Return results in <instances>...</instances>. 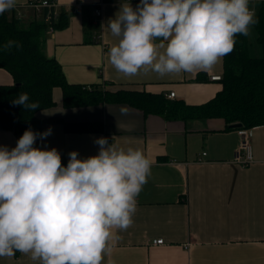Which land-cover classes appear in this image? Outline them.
Masks as SVG:
<instances>
[{
  "label": "crops",
  "instance_id": "obj_1",
  "mask_svg": "<svg viewBox=\"0 0 264 264\" xmlns=\"http://www.w3.org/2000/svg\"><path fill=\"white\" fill-rule=\"evenodd\" d=\"M26 0H17L24 2ZM67 24L45 31L43 51L62 66L70 83L96 85L111 91H145L173 100L201 104L222 89L224 60L208 71L160 76L151 70L124 76L110 64L109 49L118 43L106 26L120 3L135 7L139 0H59ZM80 2L79 12L72 11ZM102 6V16L94 14ZM250 8L264 17V0H250ZM29 19V18H26ZM26 19L24 22L26 23ZM31 20L28 21V23ZM259 35V34H258ZM162 51V50H161ZM249 52L264 57V35L251 29ZM12 74L0 67V85L14 84ZM55 104L41 109V120L102 122V131H66L60 121H46L36 147L56 148L66 166L69 153L79 158L97 155L98 138L118 147L140 149L151 161V174L137 197L133 224L113 229L102 264H264V126L252 130L254 161L246 167L234 161L241 141L235 128L222 117L169 120L146 114L127 103L92 106L63 105L60 87L53 91ZM20 135L0 129V146H16ZM207 154L199 160L202 152ZM163 238L164 244H153ZM0 264H39L23 253L0 257Z\"/></svg>",
  "mask_w": 264,
  "mask_h": 264
},
{
  "label": "clouds",
  "instance_id": "obj_2",
  "mask_svg": "<svg viewBox=\"0 0 264 264\" xmlns=\"http://www.w3.org/2000/svg\"><path fill=\"white\" fill-rule=\"evenodd\" d=\"M250 0H139L120 3L106 26L118 43L110 64L124 76L151 70L160 76L212 69L251 36L258 20ZM17 0H0V15ZM20 44L9 40L5 50ZM162 50V51H161ZM39 108L27 93L12 101ZM25 130L16 146H0V257L18 251L39 264H102L113 229L133 224L137 197L151 161L133 147L98 138L97 155L71 151L65 166L56 148L36 147L51 135Z\"/></svg>",
  "mask_w": 264,
  "mask_h": 264
},
{
  "label": "trees",
  "instance_id": "obj_3",
  "mask_svg": "<svg viewBox=\"0 0 264 264\" xmlns=\"http://www.w3.org/2000/svg\"><path fill=\"white\" fill-rule=\"evenodd\" d=\"M259 39L264 35V17L256 15ZM67 24V13H61L56 28ZM47 24L32 20L22 25L17 19H9L6 12L0 15V67L8 70L15 83L0 85V129L14 131L22 136L31 129L40 133L46 121H60L66 131H102L103 123L67 122L53 118L41 120L37 112L55 104L53 91L60 87L63 105L67 107L92 106L104 103H127L146 114H158L169 120L191 118L222 117L228 128L241 123L243 128L264 126V57H254L249 52V37L237 35L234 50L223 57L224 71L219 79L222 89L201 104H187L183 100H173L165 94L119 89L111 91L104 86H90L70 83L61 64L49 58L43 51L44 33ZM13 40L20 44L5 50L3 45ZM27 93L29 102H36L39 108L26 110L12 101L19 94ZM17 251L15 254H18Z\"/></svg>",
  "mask_w": 264,
  "mask_h": 264
},
{
  "label": "built area",
  "instance_id": "obj_4",
  "mask_svg": "<svg viewBox=\"0 0 264 264\" xmlns=\"http://www.w3.org/2000/svg\"><path fill=\"white\" fill-rule=\"evenodd\" d=\"M73 10L79 12L80 2H75ZM69 10L62 9V3L59 0H26L24 2H17V6L11 11H7L6 14L9 19L24 20L26 18H32L47 24L48 31L52 32L56 29L55 24L58 22L62 12ZM94 14L97 17L102 16V6L99 4L94 8ZM221 75L212 76L213 80H219ZM90 88L91 85H86ZM172 99L175 97V92L171 91L166 95ZM237 133L241 137L240 145L236 150L234 161L241 166L246 167L254 161L253 158V146H252V130L253 128H235ZM207 154L203 151L199 160H203V157ZM153 244H164L163 238L154 239Z\"/></svg>",
  "mask_w": 264,
  "mask_h": 264
},
{
  "label": "rangeland",
  "instance_id": "obj_5",
  "mask_svg": "<svg viewBox=\"0 0 264 264\" xmlns=\"http://www.w3.org/2000/svg\"><path fill=\"white\" fill-rule=\"evenodd\" d=\"M255 15H258V12H257V14H255ZM29 20L32 21L33 19H32V18L26 19V23L24 22V20H18V21H20V23L24 26V25H27V24H28V21H29ZM31 21H30V22H31ZM252 30H255V31L257 32V29H256L255 27H253ZM257 36H258V32H257Z\"/></svg>",
  "mask_w": 264,
  "mask_h": 264
},
{
  "label": "water",
  "instance_id": "obj_6",
  "mask_svg": "<svg viewBox=\"0 0 264 264\" xmlns=\"http://www.w3.org/2000/svg\"><path fill=\"white\" fill-rule=\"evenodd\" d=\"M241 125H242L241 123H235V124H233V127L237 128V127H241Z\"/></svg>",
  "mask_w": 264,
  "mask_h": 264
}]
</instances>
